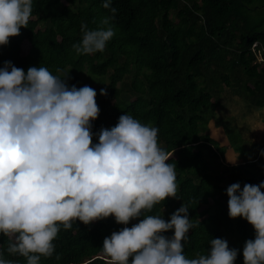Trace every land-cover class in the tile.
Here are the masks:
<instances>
[{"label": "trees", "instance_id": "1", "mask_svg": "<svg viewBox=\"0 0 264 264\" xmlns=\"http://www.w3.org/2000/svg\"><path fill=\"white\" fill-rule=\"evenodd\" d=\"M112 6L114 14L103 0H33L27 27L0 45V67L11 60L27 71L42 63L68 78L69 86L95 88L101 111L92 122L94 133L115 125L123 112L157 127L159 145L176 164L178 198L168 197L151 214L170 219L187 204L194 227L186 254L205 253L210 240L221 237L240 249L235 264H244V243L255 229L243 217H230L226 188L264 181V146L239 152L242 161L228 163L230 146L211 135L210 125L226 90L243 109L264 110L263 52L253 47L264 45V0H112ZM105 15L115 16V35L105 50L77 53L72 45L82 38V23L100 27ZM124 226L114 216L61 225L54 254L41 256L40 264H115L103 250L104 238ZM10 239L0 234L4 258L27 264L7 251Z\"/></svg>", "mask_w": 264, "mask_h": 264}, {"label": "clouds", "instance_id": "2", "mask_svg": "<svg viewBox=\"0 0 264 264\" xmlns=\"http://www.w3.org/2000/svg\"><path fill=\"white\" fill-rule=\"evenodd\" d=\"M103 6L117 12L112 0ZM32 13L33 0H0V45L19 35ZM114 20L105 15L97 28L83 22L82 38L72 47L80 54L105 50ZM67 80L42 63L27 71L11 60L0 67V234L11 237L7 251L40 264L41 256L54 254L61 225L114 216L125 226L104 238L103 250L115 264H235L240 249L226 238L213 237L205 253L186 254L194 227L187 204L170 219L151 214L158 203L177 197L178 187L159 129L123 112L115 125L94 133L101 111L97 90ZM226 192L230 217H243L255 229L244 243V264H264V181L233 182ZM0 264L21 262L0 250Z\"/></svg>", "mask_w": 264, "mask_h": 264}, {"label": "rangeland", "instance_id": "3", "mask_svg": "<svg viewBox=\"0 0 264 264\" xmlns=\"http://www.w3.org/2000/svg\"><path fill=\"white\" fill-rule=\"evenodd\" d=\"M241 104V99L235 93L226 90L222 106L210 125L211 135L230 146L228 163L242 161L237 155L239 152L248 153L254 149L257 153L264 146V110H255L252 113L247 108L243 109ZM93 140L98 142V136L93 137ZM213 168H220V164H213Z\"/></svg>", "mask_w": 264, "mask_h": 264}, {"label": "built area", "instance_id": "4", "mask_svg": "<svg viewBox=\"0 0 264 264\" xmlns=\"http://www.w3.org/2000/svg\"><path fill=\"white\" fill-rule=\"evenodd\" d=\"M254 48H259L261 47L262 48V52H263V63H264V45L260 44V43H254L253 45Z\"/></svg>", "mask_w": 264, "mask_h": 264}]
</instances>
